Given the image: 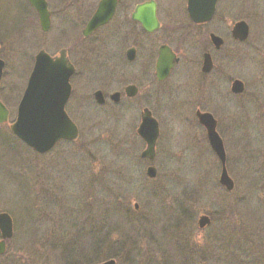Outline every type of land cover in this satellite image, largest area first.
Returning <instances> with one entry per match:
<instances>
[{
  "label": "rangeland",
  "instance_id": "obj_1",
  "mask_svg": "<svg viewBox=\"0 0 264 264\" xmlns=\"http://www.w3.org/2000/svg\"><path fill=\"white\" fill-rule=\"evenodd\" d=\"M25 5L0 0V101L9 111L8 123L0 125V213L9 214L13 231L0 264H95L112 255L116 264H264L255 257L264 253V0H218L211 25L244 21L248 39L233 50L227 44L225 74L211 75L203 88L193 82L181 90L175 72L159 105L164 109L153 111L160 136L151 162L140 158L144 143L134 131L139 100L101 107L90 98L95 83L113 86L114 68L73 77L65 109L78 127L76 142L38 155L14 138L9 125L40 49L50 55L68 49L85 68L96 59L93 51L81 50L82 56L73 48L76 5L54 15L46 33L37 18L31 22V13H22ZM164 5L176 15L185 10L184 0ZM184 34L174 47L190 59L197 53L188 39L179 42ZM233 80L244 84L241 96L230 92ZM198 108L217 120L231 192L218 183L220 162L195 116ZM149 165L154 179L146 176ZM201 215L225 233L223 241L207 237L212 229L196 237Z\"/></svg>",
  "mask_w": 264,
  "mask_h": 264
},
{
  "label": "flooded vegetation",
  "instance_id": "obj_2",
  "mask_svg": "<svg viewBox=\"0 0 264 264\" xmlns=\"http://www.w3.org/2000/svg\"><path fill=\"white\" fill-rule=\"evenodd\" d=\"M23 1L26 3V8L22 13L26 10L24 15L31 13L29 16L31 22L34 21V17L38 19L35 9L27 0ZM44 2L51 19V26L54 15L65 14L69 7L76 5L75 11L79 13V17L75 22L78 31L75 33L78 35L76 34L73 39V48L79 55L83 56L80 51L86 50V52L93 51L92 55L96 56L94 63L93 59L89 60L87 68H85L70 59L68 49H60V51L65 50L66 57L74 68V73L70 78L71 87L75 75L79 76V80H81L84 77L90 78L94 74L93 70L98 75L101 69L112 72L114 68L119 78H114L113 86L95 83L91 87L93 93L90 98L91 96V99L95 98V94L100 92L102 102L99 106L101 107H115L121 103H132V101L139 100L140 117L144 110H148L155 117L153 111L164 109V106L159 107V105L170 85H173L169 83V80L176 71L180 73L177 77L182 80H179L180 83H175V85L181 90L189 89L194 84L203 88V85L210 82L211 75L221 78L225 74L226 63L224 65L223 61L227 44H230V49L233 50L244 43L232 36L234 24L228 28L225 20L220 19L219 24L214 27L211 25L215 21L216 11L211 20L203 23L194 22L186 9L187 0H184L185 10L181 15H176L174 10L165 8L164 0H52L50 2L44 0ZM55 4H60V6L57 7ZM98 14H101L100 19L103 22L92 30L90 25ZM182 32L185 34L179 42L188 39L186 45L194 54L197 53L193 58H183L181 52L174 47ZM212 36H216L220 40L219 46L214 44ZM105 40L111 42H105ZM106 43L109 45L108 49L105 46ZM164 47L168 48L178 61L172 66L169 74L161 79L157 64L159 52ZM70 50L72 51V49ZM205 56L210 58L208 72H203ZM34 59L35 56L30 73L34 66ZM90 66L94 68H90ZM88 70L90 71L88 72ZM243 91L236 96H241ZM116 94H118L117 101L113 98ZM154 97H157V101H152L151 98ZM197 111L201 110L198 108L195 113ZM137 128L134 131L138 136ZM209 221V224L203 227L197 226L198 232L195 228L196 237H203L208 230L212 229L207 237L223 241L224 238L221 236L225 233H221L220 230L216 231L212 227L213 220L210 218ZM194 241L199 242L200 239ZM255 257L263 261L264 253L257 254Z\"/></svg>",
  "mask_w": 264,
  "mask_h": 264
},
{
  "label": "water",
  "instance_id": "obj_3",
  "mask_svg": "<svg viewBox=\"0 0 264 264\" xmlns=\"http://www.w3.org/2000/svg\"><path fill=\"white\" fill-rule=\"evenodd\" d=\"M39 15V22L43 31L50 26L49 13L47 12L44 0H29ZM216 0H188L187 10L190 18L196 23L209 21L215 11ZM101 10V8H100ZM101 14H98L91 29H95L101 21ZM106 21V20H105ZM232 36L243 41L248 36V26L245 22H238L234 25ZM216 46L220 40L212 36ZM171 51L164 47L159 52L158 73L159 78L164 79L177 59ZM4 62L0 60V81ZM210 68L209 56H205L203 71L208 72ZM73 73V67L69 64L65 51H61L59 57L51 59L44 51L36 56L34 70L28 80L26 90L20 101L15 123L10 126L13 134L31 147L37 153H45L51 150L54 145L61 141H75L78 138V129L64 111L65 104L70 95L69 78ZM243 89L241 82L235 81L232 85V92L239 93ZM98 103L102 102L101 93L95 95ZM117 101L118 94L113 96ZM199 123L204 126L211 149L218 157L221 164L219 184L227 191H232L234 184L229 177L225 162L226 155L221 138L216 132V121L211 114L197 112ZM8 111L0 103V124L7 121ZM139 136L146 143L142 158L152 160L155 156V144L158 137V126L150 112L145 110L141 115V124L137 130ZM149 178H155L156 170L149 167L146 171ZM198 224L203 227L209 224L207 216H201ZM0 255L6 251L5 240L12 235V222L9 215L0 214ZM102 264H115L113 260Z\"/></svg>",
  "mask_w": 264,
  "mask_h": 264
},
{
  "label": "trees",
  "instance_id": "obj_4",
  "mask_svg": "<svg viewBox=\"0 0 264 264\" xmlns=\"http://www.w3.org/2000/svg\"><path fill=\"white\" fill-rule=\"evenodd\" d=\"M122 218H123V217H122ZM123 219H124V218H123ZM103 226H106V227H110V228H112L113 225H111V226H110V225L107 226V224H103ZM115 226H116V225H115ZM115 226H114V229L116 228ZM117 227H118V226H117ZM111 230H112V229H111ZM111 230L109 229V232H110V233H111ZM98 241H99V240H98ZM106 241H109V239L107 238ZM100 242H104V240H100ZM107 254L109 255L110 253L108 252ZM103 256H104V255H103ZM103 256H102V257H103ZM102 257H101V258H102ZM109 257H114V256L112 255V256H109Z\"/></svg>",
  "mask_w": 264,
  "mask_h": 264
},
{
  "label": "bare ground",
  "instance_id": "obj_5",
  "mask_svg": "<svg viewBox=\"0 0 264 264\" xmlns=\"http://www.w3.org/2000/svg\"><path fill=\"white\" fill-rule=\"evenodd\" d=\"M218 1L216 0V3H217ZM96 242H98L99 243V245L98 246H101L102 245V243L100 242V241H96ZM101 243V244H100Z\"/></svg>",
  "mask_w": 264,
  "mask_h": 264
}]
</instances>
